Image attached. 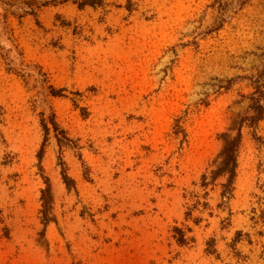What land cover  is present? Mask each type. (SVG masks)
<instances>
[{
    "label": "rangeland",
    "instance_id": "1",
    "mask_svg": "<svg viewBox=\"0 0 264 264\" xmlns=\"http://www.w3.org/2000/svg\"><path fill=\"white\" fill-rule=\"evenodd\" d=\"M8 1L0 264H264V0Z\"/></svg>",
    "mask_w": 264,
    "mask_h": 264
},
{
    "label": "trees",
    "instance_id": "2",
    "mask_svg": "<svg viewBox=\"0 0 264 264\" xmlns=\"http://www.w3.org/2000/svg\"><path fill=\"white\" fill-rule=\"evenodd\" d=\"M54 1L55 0H50L49 2H54ZM65 1H67V0H64V2ZM2 3L5 6V10L13 9L12 13H14L16 8H14V6H12L10 1L0 0V4H2ZM43 5H47V3L44 2L41 6H43ZM28 9H29V7H28ZM22 14L23 15H25V14L34 15V12H33V10L29 9V10H24ZM53 95H57V94H55V92H53ZM258 105L259 104L256 103L253 106V109H255V111H258V115L256 116L257 117L256 120L260 119L261 113H262L261 111L263 110L262 106H258ZM51 123H52V127H53V130L56 133V135H62L63 132H59L57 126L53 122H51ZM43 130H44L45 134L47 135L49 130L45 124H43ZM62 138L64 139L63 136H62ZM239 142H240V136L238 135L234 140L229 142L227 144V146L225 147V149L223 150V155L225 157V161L223 163L222 171H226L229 175V178H228V181L226 184L227 186L231 184V180L234 176V171H235V166H236V151H237ZM63 179H64L65 185L67 187H69V183H71V182H69L68 178H66L65 176L63 177ZM46 185H47L46 189L41 192V199H42V203H43L42 215H43V220L45 221V223L48 221L47 211H48V206L51 203L50 189H49V185L47 182H46Z\"/></svg>",
    "mask_w": 264,
    "mask_h": 264
}]
</instances>
